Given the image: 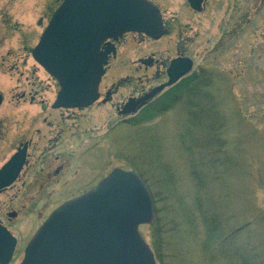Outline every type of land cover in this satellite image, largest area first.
<instances>
[{"label":"rangeland","instance_id":"rangeland-1","mask_svg":"<svg viewBox=\"0 0 264 264\" xmlns=\"http://www.w3.org/2000/svg\"><path fill=\"white\" fill-rule=\"evenodd\" d=\"M63 1L0 0V91L7 99L0 118L20 116L8 102L11 89L34 70L44 76L32 50ZM169 2L167 14L182 19L173 29L187 38L191 73L154 99L156 109L138 124L116 125L118 116L102 104L76 113L84 120L75 122V153L98 142L90 157H101L102 167L73 191L114 169L135 172L156 201L154 221L140 228L156 264H264V0H206L201 13L184 0ZM177 35L157 42L126 36L103 86L129 80L120 97L164 83L166 76L139 83L145 73L135 69L140 58L174 56ZM10 154L0 142V167ZM62 195L37 204L8 193L0 197V215L40 208L48 215ZM18 237L23 245L11 264L23 260L31 236Z\"/></svg>","mask_w":264,"mask_h":264},{"label":"water","instance_id":"water-1","mask_svg":"<svg viewBox=\"0 0 264 264\" xmlns=\"http://www.w3.org/2000/svg\"><path fill=\"white\" fill-rule=\"evenodd\" d=\"M188 2L202 12L203 0ZM129 32L161 39L165 30L158 8L146 0L63 1L32 52L59 81L56 108L81 109L97 102L109 55L115 53L105 42ZM192 68L191 59L174 60L168 83L146 100ZM22 166L23 156L17 154L0 170V193L17 179ZM154 217V201L144 181L131 171L116 169L90 192L55 210L29 243L21 264H156L140 233ZM14 250V238L0 227V264H9Z\"/></svg>","mask_w":264,"mask_h":264},{"label":"flooded vegetation","instance_id":"flooded-vegetation-1","mask_svg":"<svg viewBox=\"0 0 264 264\" xmlns=\"http://www.w3.org/2000/svg\"><path fill=\"white\" fill-rule=\"evenodd\" d=\"M146 1L153 3L161 14L165 30V35L161 39L171 36L173 32L178 34L176 38V54L167 60H162L156 54L138 59V66L135 70L136 72L145 73V78H140L137 81L139 83H148L151 80H160L161 77L166 76L164 83L153 88H145L142 85L143 88L139 89L136 87L134 92L120 97L119 93L122 86L130 82L129 80L120 79V82L116 85L103 86V78L109 68H111V64L119 58V45L126 36H143L154 42L161 40H153L142 33L129 32L117 40L108 39L105 42L115 48V53L109 55L108 64L105 66V75L101 80L98 91L99 99L90 107L81 109L56 108L55 103L61 91L59 81L40 65L44 74L43 77L34 70L31 76H26V83L10 90L11 99H8V102L20 116L17 118L11 117L12 112H10L7 116L0 118V142L5 144L8 152L11 153L6 162L0 167V170L17 154H22L23 166L17 179L9 187L2 190L0 197L11 193V196L16 198L23 196L24 199L29 198L37 204L53 200L55 194H59V196L63 194V199L48 215H44V208L36 209L30 215H21L22 211L12 210L7 215H4L6 219H3L0 215V227L5 228L15 240V250L9 264L14 260L18 248L23 245L18 236L24 233H28L31 236L24 246L25 254L29 243L57 208L87 194L109 176H101L94 181H90L86 188L78 189L77 193L73 191L82 184L85 174L90 173L93 168L102 167L99 164L101 157H95V155L90 157L91 152L101 149L100 145L97 146L98 142L91 145L89 149L79 152L78 155L75 153V122L81 123L84 120L78 117L76 113L93 110L102 104L110 106L118 116L116 125L138 124L139 121L147 119L143 114L154 112L153 110L156 109L153 106V100L159 95L149 100H146V98L153 90L168 83V70L172 62L176 59H190L186 53L187 38L182 35L183 31L177 33V30L173 29L176 25L181 24L182 19H178L176 14H167L169 9H173V4L169 0ZM184 1L185 6L192 12L201 13L193 10L188 0ZM205 4L206 0H203V10L205 9ZM180 9L176 8L178 11ZM43 23L44 18L40 17L37 25L42 26ZM49 23L50 21L48 25ZM104 49L105 46L103 45L102 50ZM150 74L152 77L148 76ZM24 75L22 73V77ZM186 78L188 76H185L179 82L184 81ZM116 98L122 99L117 101ZM6 101L5 94L0 91V108ZM19 219L21 221L14 224V221ZM27 223L29 227L24 229V226H28Z\"/></svg>","mask_w":264,"mask_h":264},{"label":"trees","instance_id":"trees-1","mask_svg":"<svg viewBox=\"0 0 264 264\" xmlns=\"http://www.w3.org/2000/svg\"><path fill=\"white\" fill-rule=\"evenodd\" d=\"M147 185H148L149 190L151 191L152 189H151V186L149 185V183H147ZM151 193H152V192H151ZM153 199H154V196H153ZM154 202H155V204H156L155 199H154ZM156 210H157V207H156ZM157 213H158V212L156 211V215H158Z\"/></svg>","mask_w":264,"mask_h":264}]
</instances>
